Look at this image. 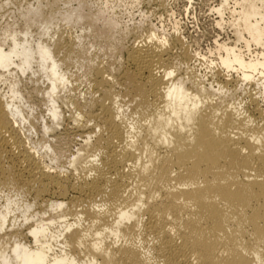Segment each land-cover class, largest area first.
<instances>
[{"label":"bare ground","instance_id":"bare-ground-1","mask_svg":"<svg viewBox=\"0 0 264 264\" xmlns=\"http://www.w3.org/2000/svg\"><path fill=\"white\" fill-rule=\"evenodd\" d=\"M74 2L37 0L0 37V264H264V0L213 8L231 38L210 75L181 35L148 29L84 94L81 36L58 25L87 18ZM60 127L80 139L65 171Z\"/></svg>","mask_w":264,"mask_h":264},{"label":"rangeland","instance_id":"rangeland-1","mask_svg":"<svg viewBox=\"0 0 264 264\" xmlns=\"http://www.w3.org/2000/svg\"><path fill=\"white\" fill-rule=\"evenodd\" d=\"M11 1L0 0V37L3 35V30L7 27L16 26L18 29L19 27L21 28L22 21L20 20V13L28 6H35L37 3V0ZM57 1V8L62 13L67 9L76 7L74 0ZM86 1L88 5L81 12L87 18L82 21H74L70 27H66L61 22L58 24L64 36L70 33L73 36H81V55L73 58L71 62V69L75 72L78 80V93L81 92L84 94L87 90L86 84L84 83V74L90 67L99 61H105V63H110L114 67L122 64L127 57V50L131 44L135 41L139 43L141 39H148L150 32H155L161 36L181 35L194 57V60L192 59L190 63L193 64L191 65L193 66L192 68L201 74L207 73L209 75L210 70L207 68L209 66L208 64L210 60L213 61L216 58L210 53V50L214 47V41H224L231 38L230 30L227 27L219 28L216 24L219 17L213 8L219 5L220 0H165L164 2L166 4L164 3V7L159 6V0ZM223 17L226 20L227 14ZM92 19L97 21L94 29H91L89 26V22ZM54 27H56V24ZM35 29H32L33 34L38 32ZM141 29L145 30L142 31ZM148 29H150V32ZM103 34H105L104 37L101 36ZM200 54L202 57H205L204 60L199 57L197 58ZM197 59L201 61H195ZM180 62L182 63V61ZM22 83L21 87H23L25 92H31L33 90L31 84H26V81ZM6 86L7 84L4 86L0 82V90L2 92L7 90L5 89ZM39 99L34 94L32 101L35 106L33 105V110H36L34 111V116H38V118L39 116H45V112L47 114V111H45L46 108L44 106L40 107L42 105H39ZM27 109L25 107L24 110L27 111ZM58 133L61 134L58 142L60 141L59 146L64 151V156L57 165L59 168L60 166H64L61 168L67 170V168H70L69 158L77 153L79 149L80 139H73L71 136L65 135L62 127H60ZM32 140L40 144L41 152L45 154L46 150L42 148L44 144L42 136L33 133ZM46 161L51 164L49 157L46 158ZM54 165L56 166L55 163H52V166Z\"/></svg>","mask_w":264,"mask_h":264}]
</instances>
